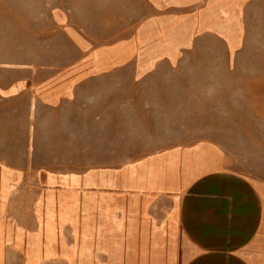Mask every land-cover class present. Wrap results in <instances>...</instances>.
Here are the masks:
<instances>
[{
	"label": "crops",
	"instance_id": "crops-1",
	"mask_svg": "<svg viewBox=\"0 0 264 264\" xmlns=\"http://www.w3.org/2000/svg\"><path fill=\"white\" fill-rule=\"evenodd\" d=\"M253 1L148 0L131 34L95 47L72 34L75 60L10 75L0 100L31 94L51 109L73 104L89 81L117 69L141 81L159 63L174 65L197 34L223 40L231 56ZM15 176L0 164V264H264V196L208 146H173L117 168L40 171L34 231L4 215Z\"/></svg>",
	"mask_w": 264,
	"mask_h": 264
},
{
	"label": "rangeland",
	"instance_id": "rangeland-1",
	"mask_svg": "<svg viewBox=\"0 0 264 264\" xmlns=\"http://www.w3.org/2000/svg\"><path fill=\"white\" fill-rule=\"evenodd\" d=\"M147 1L0 0V82L68 65L79 52L72 34L92 47L119 41ZM53 12L70 26H54ZM243 20L231 56L223 40L197 34L174 65L159 63L141 81L117 69L89 81L73 104L51 109L31 94L0 100V164L19 173L5 201L7 219L36 229L40 171L117 168L173 146L210 147L264 196V0L251 2Z\"/></svg>",
	"mask_w": 264,
	"mask_h": 264
}]
</instances>
